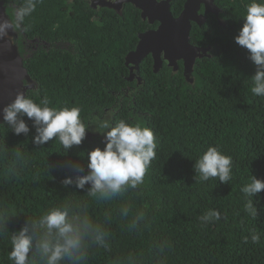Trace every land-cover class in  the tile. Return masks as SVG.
I'll list each match as a JSON object with an SVG mask.
<instances>
[{"label":"trees","instance_id":"obj_1","mask_svg":"<svg viewBox=\"0 0 264 264\" xmlns=\"http://www.w3.org/2000/svg\"><path fill=\"white\" fill-rule=\"evenodd\" d=\"M215 3L222 22L211 14L191 31L192 44L211 46L210 56L196 61L194 81L186 79L182 63L174 71L165 62L156 73L147 57L139 84L126 64L148 29L138 8L126 3L120 13L94 8L91 0H39L24 22L25 36L37 45L27 44L25 57L18 43L35 81L26 96L37 103L46 97L57 108L80 107L88 131L81 145L66 151L58 139L35 144V126L26 116L27 134L1 122L0 264H12L11 235L51 207L86 215L103 236L102 244L95 233L86 239V260L62 264H264V190L253 197L254 218L244 210L241 191L252 175L264 179V97L253 95L256 66L234 39L250 0ZM183 4L174 0L173 11L181 12ZM122 119L151 128L158 140L144 183L108 199L90 196V185H65V178L87 174L90 150L103 148L100 125ZM209 146L232 157L228 183L201 181L195 173V160ZM210 209L221 217L205 223L201 217ZM251 230L261 233L259 243L251 241Z\"/></svg>","mask_w":264,"mask_h":264},{"label":"clouds","instance_id":"obj_2","mask_svg":"<svg viewBox=\"0 0 264 264\" xmlns=\"http://www.w3.org/2000/svg\"><path fill=\"white\" fill-rule=\"evenodd\" d=\"M39 0H22L15 8L11 18H0V40L10 33L24 29L26 17L36 10ZM236 44L249 52V59L255 64L256 71L251 77L253 95L264 97V0H250L246 5V15L242 27L234 37ZM45 97L39 103L24 93L3 107V121L13 125L16 134L29 132L23 117L35 126L33 142L45 145L58 139L67 151L79 146L86 139L88 128L81 119V108L77 106L57 108L49 106ZM101 128L105 137L103 148L97 146L87 153V174L64 179L65 185L75 183L83 189L90 185L89 195L108 199L122 192L126 187L136 188L144 183L151 162L156 157L158 140L151 128L139 123L120 120L115 125L104 121ZM76 172L83 168L78 163L71 164ZM195 173L201 181L219 177L221 183L232 179V157L224 154L217 146H209L195 160ZM264 190V179L252 175L249 183L241 191L246 203L244 210L251 217L257 216L253 197ZM221 213L210 209L202 217L205 223L219 220ZM4 222L0 217V235H3ZM42 230V231H41ZM92 238L103 243L99 228L92 225L86 215L72 214L68 207H51L38 219L26 222L10 238L11 251L8 260L12 264H62L63 261L86 260V239ZM261 233L251 230V241L259 243ZM245 241L248 240L246 236ZM30 253H32L30 257Z\"/></svg>","mask_w":264,"mask_h":264},{"label":"water","instance_id":"obj_3","mask_svg":"<svg viewBox=\"0 0 264 264\" xmlns=\"http://www.w3.org/2000/svg\"><path fill=\"white\" fill-rule=\"evenodd\" d=\"M172 0H92V6L110 7L117 11H121L125 3H132L138 9L144 11V16L150 13L161 15L166 26L175 23L177 32L174 28H167L162 45L166 48V58L169 59V66L175 71L178 70L177 62L183 60L184 74L186 79L193 82V72L196 61L205 55H209V47L195 46L191 42V31L193 22L202 26L206 23L208 14L215 13L217 16L222 9L215 4V0H188L186 8L179 19H175L171 11ZM204 3V4H203ZM205 6V11H202V6ZM0 18H11L7 11V6L4 0H0ZM160 33L154 36L148 32L140 34L138 48L129 52L126 56V64L131 68V79L135 77L134 70H139L142 63L152 49L157 45V40ZM167 38L171 40L166 42ZM155 63L154 71L157 73L163 66V59L154 53ZM24 56L20 53L18 44V32H12L8 37L0 40V123L3 120V107L9 104L17 93L27 92L35 86V81L31 77L28 68L24 63ZM25 81L28 84H25ZM141 79L139 78V82Z\"/></svg>","mask_w":264,"mask_h":264},{"label":"flooded vegetation","instance_id":"obj_4","mask_svg":"<svg viewBox=\"0 0 264 264\" xmlns=\"http://www.w3.org/2000/svg\"><path fill=\"white\" fill-rule=\"evenodd\" d=\"M5 1V0H4ZM159 1H161V0H159ZM173 2H174V0H172L171 1V11H172V13H173V15H174V17H175V19H179V17L183 14V12H184V10H185V8H186V4H187V2H188V0H184V4H183V9L181 10V12H179V13H175L174 11H173V9H172V6H173ZM215 2H216V0H215ZM6 3V2H5ZM91 4H92V0H91ZM126 4V3H125ZM124 4V5H125ZM204 4V3H203ZM216 4V3H215ZM8 5L9 6H12L13 8H17L18 6L15 4V3H13L11 0H9L8 1ZM217 5V4H216ZM218 6V5H217ZM124 7V6H123ZM136 7V6H135ZM97 8H99V7H97ZM137 8V7H136ZM140 11H141V9H139ZM202 11H199V13L201 14V13H203L204 11H205V6L203 5L202 6V9H201ZM122 11H123V8H122V10L121 11H118V12H120V13H122ZM222 12V11H221ZM211 14H215V13H210V14H208V17H207V21H208V18H209V15H211ZM221 14V13H220ZM220 14H219V16H217L216 14V16L218 17V19H219V22H222V19H220ZM141 18L144 20V21H146L147 23H148V29L147 30H145L144 32H142V33H140V34H144V33H148V32H150L153 36H154V34H155V32L156 33H160V36H159V38L158 39H154V40H157V45L152 49V51L149 53V55L147 56V57H151L152 58V60H153V67H154V63H155V58H154V53L155 54H157L158 56H161L162 57V59H163V66H164V64H165V62H166V64L169 66V59H167L166 58V48L162 45V42H163V38L165 37V31H167V28H174L175 29V34H176V32H177V28H175V23H174V21H173V23L171 24V25H169V26H166L165 25V23H164V21L162 20V17H161V15L159 14V12H158V14L157 13H155V10H154V13H150L148 16H144V11H143V13H142V11H141ZM206 21V22H207ZM193 24H194V22H193ZM205 25V24H204ZM204 25H202V26H200V27H203ZM205 30H206V28H204ZM209 31L211 30V29H213V28H207ZM18 32V43H19V39H21L22 40V42H23V50H24V56L26 57L27 55H26V51H28L27 50V44H28V47L31 49L32 47H36V45H37V43H35L36 45L34 46V39H28L25 35H26V33L24 32V30H18L17 31ZM140 34H139V41H140ZM23 38H22V37ZM25 38V39H24ZM171 39L170 38H167V40H166V42L167 43H169V41H170ZM33 41V42H32ZM139 43V42H138ZM194 45V44H193ZM196 46V45H195ZM199 47H201V46H199ZM211 46H209V48H210ZM138 48V44H137V46H136V48L135 49H137ZM206 48V47H205ZM134 49V50H135ZM26 50V51H25ZM133 51V50H132ZM210 51V50H209ZM209 54V53H208ZM22 55V54H21ZM205 56H210V54L209 55H205ZM204 56V57H205ZM203 58V57H202ZM199 59V58H198ZM180 63H182L183 64V68H184V62H183V60L181 59V60H179L178 62H177V64H178V70L180 69V67H181V65H180ZM140 65H141V63H140ZM162 66V67H163ZM173 68V67H172ZM162 69V68H161ZM160 69V70H161ZM173 70H174V68H173ZM177 70V71H178ZM139 71H140V68H139V70H134V74H135V77L137 78V80H138V82H139V78L141 79V81L139 82V84L142 82V77L140 76V75H138V73H139ZM175 71V70H174ZM135 79V78H134ZM25 84H28V82L27 81H25ZM31 89V88H30ZM3 121V120H2ZM1 121V122H2ZM1 124V123H0Z\"/></svg>","mask_w":264,"mask_h":264},{"label":"rangeland","instance_id":"obj_5","mask_svg":"<svg viewBox=\"0 0 264 264\" xmlns=\"http://www.w3.org/2000/svg\"><path fill=\"white\" fill-rule=\"evenodd\" d=\"M33 42V41H32Z\"/></svg>","mask_w":264,"mask_h":264}]
</instances>
